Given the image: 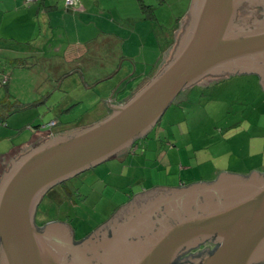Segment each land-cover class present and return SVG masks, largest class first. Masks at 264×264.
<instances>
[{"label": "water", "instance_id": "water-1", "mask_svg": "<svg viewBox=\"0 0 264 264\" xmlns=\"http://www.w3.org/2000/svg\"><path fill=\"white\" fill-rule=\"evenodd\" d=\"M246 2L264 7V0H191L174 44L141 89L119 104L109 100V114L92 125L47 137L10 160L0 178V264H176L185 248L210 237L217 247L194 264H264V174L257 171H222L160 191L105 241L74 244L64 225H35L50 189L144 138L181 92L227 77L197 84L205 76L254 75L264 92V10L240 25L235 18Z\"/></svg>", "mask_w": 264, "mask_h": 264}, {"label": "rangeland", "instance_id": "rangeland-1", "mask_svg": "<svg viewBox=\"0 0 264 264\" xmlns=\"http://www.w3.org/2000/svg\"><path fill=\"white\" fill-rule=\"evenodd\" d=\"M145 1L155 4L159 20L165 18L166 10L157 5L158 0ZM175 18H169L171 23L167 26ZM123 28L118 32L124 42L115 39L116 46L109 44L101 49V54L82 57L73 64L48 60L52 70L43 71L46 65L42 63L33 69L19 70L0 56L4 75L10 76L12 72L13 76L10 87L0 89V115L6 117L0 123V164L7 166L11 159L35 143L34 134L38 135L37 141L43 140L47 135L41 132L53 133L103 118L108 99L118 90L120 80L114 77L119 71L121 78L125 68L130 66L133 72L137 62L135 75H138L142 69L139 59L145 56L151 64L154 58L149 40L143 45L145 35L141 38L137 31H132L134 36L127 37L129 27ZM137 84L130 81L127 94ZM16 101L32 106L18 112L13 109V113L7 114V107ZM54 118L57 125L50 122ZM64 121L71 122L66 127L58 123ZM37 127L38 131L34 132ZM23 146L27 147L22 149ZM18 150L20 153L7 157ZM134 151L68 179L65 184L77 185V195L85 198L82 203L71 204L73 208L65 203L59 207L51 198L53 194L45 195L37 208V225L66 216L81 234L100 224L116 206L153 187L208 182L222 171L263 173L264 92L258 78L229 76L208 87L194 85L181 92L158 124L138 141Z\"/></svg>", "mask_w": 264, "mask_h": 264}, {"label": "crops", "instance_id": "crops-1", "mask_svg": "<svg viewBox=\"0 0 264 264\" xmlns=\"http://www.w3.org/2000/svg\"><path fill=\"white\" fill-rule=\"evenodd\" d=\"M190 1L158 0L157 5L166 10L165 18L159 20L156 17L155 4L146 3L145 0L152 9H141L137 0H73L70 6L65 5V0H0V56L6 60L5 63L14 68L18 67L19 70L33 69L37 63L46 65L43 71L52 70L51 66L48 67L51 65L48 60L64 65L73 64L77 59L88 55H99L101 49L109 44L116 46L118 41L124 42L122 34L118 31H122L124 26L129 27L128 30L125 29L127 34L129 33L127 37L134 36L132 31H137L141 38L145 35L143 45L149 40L154 58L152 57L151 64L150 59L147 60L145 56L139 59L141 62L138 64L142 69L138 75H135L138 69L135 62L133 72L131 67L127 66L121 78L118 76L121 70L114 77L120 80L119 86L108 101L119 104L141 89L148 79L156 74L163 53L174 44L173 32L179 29V21L188 11ZM172 17H176L175 22L167 26L171 23L169 18ZM120 48L123 50L124 43ZM3 72L5 69L1 70L0 66V79L7 77L6 88H9L10 82L13 83L12 72L10 76L4 75ZM127 78L138 83L128 94L126 89L129 85L122 82ZM185 99L187 97H184ZM103 112V118L109 114V110ZM98 120L100 118L81 126L92 125Z\"/></svg>", "mask_w": 264, "mask_h": 264}, {"label": "flooded vegetation", "instance_id": "flooded-vegetation-1", "mask_svg": "<svg viewBox=\"0 0 264 264\" xmlns=\"http://www.w3.org/2000/svg\"><path fill=\"white\" fill-rule=\"evenodd\" d=\"M263 10H264V7L262 5L250 4L249 2H246L238 10L236 18H235V22L240 24V25H242V24L250 25L251 21L254 18H261V14H262ZM226 76L229 77V76H233V75H229V74L208 75V76H205L204 78H202L201 80H199L197 84L205 82V80H210L211 77H226ZM259 83H260V81H259ZM51 124H53V123L51 122ZM43 133L47 135L46 138L52 137V135H50L51 131L41 132L40 134H43ZM33 138H35L36 141L32 145H30L29 148H33V147L39 145V140L37 141L38 135H34ZM42 139H45V138L43 137ZM139 140L140 139L136 140L132 145H130V147L123 149L120 152H118L117 154H115L112 157V159H114L116 157L119 158L120 156L125 155V154H130V153L134 154V152H135L134 148L138 145ZM8 167H9V165H7L5 167L6 168L5 170H7ZM3 173H4V170H3ZM3 173L1 174V177H2ZM77 176H75V177H77ZM66 181L54 186L45 195L48 196V195L53 194L51 196V198L54 199V202L59 207H60L61 203L68 204L71 207L73 206L71 204H74V203L79 204L80 202L82 203V201H84L85 198L84 197L82 198L79 195H77L76 191L79 189L78 187H76L77 185H66L65 184ZM184 186H185L184 184L180 183V185L178 187H155V188H151L149 190L137 193V194L133 195V197H130L128 200H126L123 204L116 206L112 210V212L107 217H105V219L100 224H98L97 226H95L92 229H86L81 234H80V232H78L77 228L72 225V221L69 217H66V216L64 218L59 217V219L54 220L52 222L58 223V224H61V225H64L65 227H67L69 235H70L74 244H78V243L83 242L87 239L95 240L96 238L100 239V241L101 240L105 241V240L111 239V238H113V236L117 235L118 230L121 229V227L125 223H127L129 221H133L135 219H138L139 213L135 212V211H140L142 206H146L150 201H152L154 199V197L156 195H158L160 193V191L165 192L171 188H180V187H184ZM77 196L79 197V199L77 198ZM141 212H143V210H141ZM36 216H37V211H36V215H35V225L38 228H44L46 223H43V224L38 226L36 223ZM158 216L161 217V214H158ZM156 219H158V218L152 217L153 221H155ZM144 224H146V223H142V225H144ZM133 232H135V231H133ZM136 233H139V232H136ZM139 234H140V238H142V239L150 236L148 234H146V235L143 234V232H140ZM128 239L129 240H131V239L135 240L136 237H134L132 235ZM217 244H218V241H217L216 237L206 238L205 240L198 242L196 245H193L192 247L185 248L180 253V255L177 257L176 261H178L179 263H189V262H192V260H193V264H194V261H196L198 258L204 257L207 254H209L210 252H212L213 250H215V248L217 247ZM100 253H103V250L100 249Z\"/></svg>", "mask_w": 264, "mask_h": 264}, {"label": "trees", "instance_id": "trees-1", "mask_svg": "<svg viewBox=\"0 0 264 264\" xmlns=\"http://www.w3.org/2000/svg\"><path fill=\"white\" fill-rule=\"evenodd\" d=\"M138 1V3H139V6H140V8L141 9H143V10H145V11H148V10H150V9H152L151 8V6L150 5H147L145 2H144V0H137ZM149 16V15H148ZM24 65V64H23ZM4 78H1L0 79V87H4V88H6V86H7V79L5 78L4 80H3ZM32 105H30L29 103H20V102H15V103H13V104H11L10 103V105L7 107V114H9V113H13V112H11V110H13L14 109V112H18V111H21V110H24L25 108H29V107H31ZM6 114V115H7ZM5 115V114H4ZM5 116H3V114L2 115H0V123H2V122H4V120H5ZM53 124L52 125H57V121L56 120H52L51 121ZM71 121H69V122H58L60 125H62V126H68L69 125V123H70ZM158 124V123H157ZM65 126V127H66ZM80 128H83L81 125H76V126H72L71 128H67L66 130H59V131H54L53 133H51V135L52 136H55V135H59V134H67V133H70V132H73V131H76V130H78V129H80ZM38 127H37V130H34V132H37L38 131ZM40 143H42V140H39V144ZM27 146H25V148H26ZM22 149H24V148H22ZM21 149V150H22ZM21 150H18V151H16V152H13V153H11V154H9L7 157H11L10 155H13V154H17V153H20V151ZM6 159V158H5ZM6 164H4V163H2V164H0V178H1V174L3 173V170H5V166ZM214 251V250H213ZM212 251V252H213ZM212 252H210V253H212ZM176 264H178L179 262L178 261H176L175 262Z\"/></svg>", "mask_w": 264, "mask_h": 264}, {"label": "built area", "instance_id": "built-area-1", "mask_svg": "<svg viewBox=\"0 0 264 264\" xmlns=\"http://www.w3.org/2000/svg\"><path fill=\"white\" fill-rule=\"evenodd\" d=\"M27 2L33 1V0H26ZM73 4V0H65V5L70 6Z\"/></svg>", "mask_w": 264, "mask_h": 264}]
</instances>
